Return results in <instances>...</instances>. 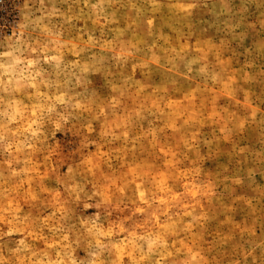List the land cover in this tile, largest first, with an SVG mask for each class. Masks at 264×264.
<instances>
[{
    "label": "rangeland",
    "instance_id": "1",
    "mask_svg": "<svg viewBox=\"0 0 264 264\" xmlns=\"http://www.w3.org/2000/svg\"><path fill=\"white\" fill-rule=\"evenodd\" d=\"M0 264H264V0H0Z\"/></svg>",
    "mask_w": 264,
    "mask_h": 264
}]
</instances>
